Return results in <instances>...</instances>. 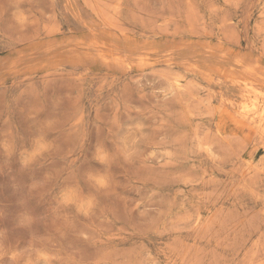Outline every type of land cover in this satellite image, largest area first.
<instances>
[{
	"label": "rangeland",
	"instance_id": "obj_1",
	"mask_svg": "<svg viewBox=\"0 0 264 264\" xmlns=\"http://www.w3.org/2000/svg\"><path fill=\"white\" fill-rule=\"evenodd\" d=\"M0 264H264V0H0Z\"/></svg>",
	"mask_w": 264,
	"mask_h": 264
},
{
	"label": "clouds",
	"instance_id": "obj_2",
	"mask_svg": "<svg viewBox=\"0 0 264 264\" xmlns=\"http://www.w3.org/2000/svg\"><path fill=\"white\" fill-rule=\"evenodd\" d=\"M45 150H46V145H40L33 149V153L35 155H42ZM108 155L109 154L105 149L97 148L94 159H96L98 164L107 168ZM23 163L24 162L22 161V164ZM87 179L100 189H106L109 186V181L103 172H101L100 174L89 173ZM61 203L65 206H76L77 210L82 213H87L88 211H90L92 207L91 200L77 201L71 189H68L61 194ZM28 222H29L28 218H24L21 221L22 224H27Z\"/></svg>",
	"mask_w": 264,
	"mask_h": 264
},
{
	"label": "bare ground",
	"instance_id": "obj_3",
	"mask_svg": "<svg viewBox=\"0 0 264 264\" xmlns=\"http://www.w3.org/2000/svg\"><path fill=\"white\" fill-rule=\"evenodd\" d=\"M243 106H244V105H243ZM243 106H242V107H243ZM235 109H236V108H235Z\"/></svg>",
	"mask_w": 264,
	"mask_h": 264
}]
</instances>
